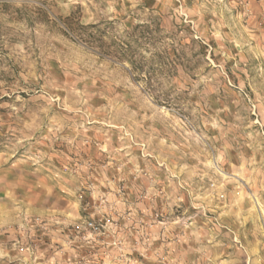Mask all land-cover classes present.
Wrapping results in <instances>:
<instances>
[{
  "label": "rangeland",
  "instance_id": "374dc122",
  "mask_svg": "<svg viewBox=\"0 0 264 264\" xmlns=\"http://www.w3.org/2000/svg\"><path fill=\"white\" fill-rule=\"evenodd\" d=\"M0 264H264V0H0Z\"/></svg>",
  "mask_w": 264,
  "mask_h": 264
}]
</instances>
